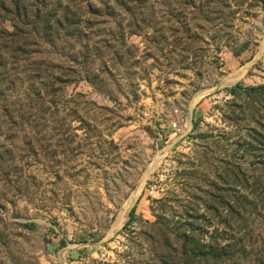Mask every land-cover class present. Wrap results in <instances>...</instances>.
Masks as SVG:
<instances>
[{"label":"rangeland","instance_id":"obj_1","mask_svg":"<svg viewBox=\"0 0 264 264\" xmlns=\"http://www.w3.org/2000/svg\"><path fill=\"white\" fill-rule=\"evenodd\" d=\"M50 2L61 82L10 58L0 93V264H264V0Z\"/></svg>","mask_w":264,"mask_h":264},{"label":"trees","instance_id":"obj_2","mask_svg":"<svg viewBox=\"0 0 264 264\" xmlns=\"http://www.w3.org/2000/svg\"><path fill=\"white\" fill-rule=\"evenodd\" d=\"M114 1L117 2V0ZM49 3H51L50 0H0V20H5L6 22H8L11 25L12 29L11 34L0 33V93H3L5 90L9 89L4 88V81L7 77V65L8 59L10 58L15 60V68H18L22 64L23 65L21 67H23L24 64H27V61H30L27 64L29 66L22 70V73L28 77L30 87L29 95L26 96L27 101L37 99L43 101L44 99L50 97V94H47L46 91L35 88V84H38L43 88L51 89L53 88V86L61 82L59 73L62 69L60 66H53L57 71L48 73L46 69L36 67L35 59L34 61L26 59V55L28 54L26 52L27 47L32 46L37 49H41L44 45H48L49 47H51L53 44L52 41L51 43H46L40 38L50 34L53 26H56V28L57 26L61 27V19H63V16L59 12H57V10L50 9L49 11H47ZM55 6L60 8V2L55 3ZM53 7L54 6H51V8ZM45 16L47 17V19L45 18ZM51 16H55L56 18L54 20H48L49 18H52ZM32 20H35V25H40V28L36 29L35 31H27L25 29L24 32L23 29L27 28L28 25H34ZM7 50L9 51V55ZM37 51L38 50L32 51L30 53L38 54ZM10 53L13 56H11ZM30 66H34L35 68L32 67L31 69ZM39 66L41 67V65ZM12 85L13 84L11 82L10 87ZM238 89L241 88L239 86L234 87L231 93L235 94ZM227 249H209V254L206 255V257H204L205 259L202 260L203 264H225V261H233V254L232 256H229L230 252Z\"/></svg>","mask_w":264,"mask_h":264},{"label":"built area","instance_id":"obj_3","mask_svg":"<svg viewBox=\"0 0 264 264\" xmlns=\"http://www.w3.org/2000/svg\"><path fill=\"white\" fill-rule=\"evenodd\" d=\"M175 128H177V127L175 126Z\"/></svg>","mask_w":264,"mask_h":264}]
</instances>
